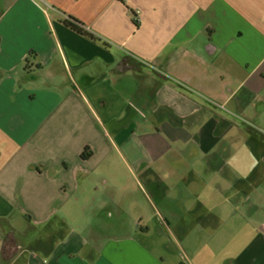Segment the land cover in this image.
I'll return each mask as SVG.
<instances>
[{
  "label": "crops",
  "instance_id": "0c3cea01",
  "mask_svg": "<svg viewBox=\"0 0 264 264\" xmlns=\"http://www.w3.org/2000/svg\"><path fill=\"white\" fill-rule=\"evenodd\" d=\"M0 264H264V0H0Z\"/></svg>",
  "mask_w": 264,
  "mask_h": 264
},
{
  "label": "rangeland",
  "instance_id": "374dc122",
  "mask_svg": "<svg viewBox=\"0 0 264 264\" xmlns=\"http://www.w3.org/2000/svg\"><path fill=\"white\" fill-rule=\"evenodd\" d=\"M232 146L234 148H236L238 146H242L241 140L240 141L239 140H236V141L233 140ZM91 221H92L93 225L96 226V227L106 226V225H108L110 223L108 220H104V219L94 220L92 218ZM134 221H135V219H134ZM73 222H74V226H75L74 229L77 230V231H81V229L86 226L85 224H83V222H80V218H79L78 215L73 219ZM16 226L18 227V229H22V224L17 222ZM23 237H24L25 242H27V240L30 237H32V234H25V235H23Z\"/></svg>",
  "mask_w": 264,
  "mask_h": 264
},
{
  "label": "trees",
  "instance_id": "16d2710c",
  "mask_svg": "<svg viewBox=\"0 0 264 264\" xmlns=\"http://www.w3.org/2000/svg\"><path fill=\"white\" fill-rule=\"evenodd\" d=\"M65 25L66 27H68L69 29H71L72 31H74L75 33L87 37L91 40L94 41H99L100 40L98 38H96L87 28L86 26L81 23L79 20L73 18L72 16H67L66 20H65Z\"/></svg>",
  "mask_w": 264,
  "mask_h": 264
},
{
  "label": "built area",
  "instance_id": "2783aa9c",
  "mask_svg": "<svg viewBox=\"0 0 264 264\" xmlns=\"http://www.w3.org/2000/svg\"><path fill=\"white\" fill-rule=\"evenodd\" d=\"M136 14H139V11H137ZM215 105L218 106V107H220V108H222V109H224L223 106H219V105H217V104H215Z\"/></svg>",
  "mask_w": 264,
  "mask_h": 264
}]
</instances>
